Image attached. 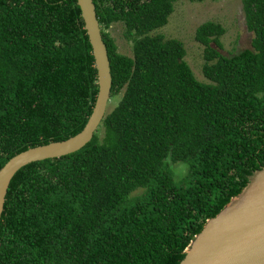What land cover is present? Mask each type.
<instances>
[{
	"label": "trees",
	"instance_id": "obj_1",
	"mask_svg": "<svg viewBox=\"0 0 264 264\" xmlns=\"http://www.w3.org/2000/svg\"><path fill=\"white\" fill-rule=\"evenodd\" d=\"M93 1L110 100L120 97L82 149L16 173L0 264H180L205 222L264 166V0H243L253 38L239 53L220 52L221 24L197 28L208 83L180 40L151 34L180 0ZM114 23L124 24L132 56L106 32ZM97 93L77 0H0V169L79 133Z\"/></svg>",
	"mask_w": 264,
	"mask_h": 264
},
{
	"label": "water",
	"instance_id": "obj_2",
	"mask_svg": "<svg viewBox=\"0 0 264 264\" xmlns=\"http://www.w3.org/2000/svg\"><path fill=\"white\" fill-rule=\"evenodd\" d=\"M92 47L98 93L92 113L76 135L29 148L0 169V223L10 183L26 165L60 158L86 146L98 130L110 102L112 74L108 50L93 0H77ZM180 264H264V166L255 171L242 191L209 218L185 250Z\"/></svg>",
	"mask_w": 264,
	"mask_h": 264
},
{
	"label": "rangeland",
	"instance_id": "obj_3",
	"mask_svg": "<svg viewBox=\"0 0 264 264\" xmlns=\"http://www.w3.org/2000/svg\"><path fill=\"white\" fill-rule=\"evenodd\" d=\"M215 22L225 28V34L220 38L222 49L220 52L225 55H233L251 47L253 33L248 31L243 11V0H204L202 2H190L180 0L168 23L153 31L151 34L160 33L166 39H178L185 47V60L191 67L196 78L204 83L209 81L202 73L203 46L195 40L197 28L205 22ZM106 32L114 39L118 52L132 56V42L125 37V26L123 23H114ZM120 96L111 99L107 112L117 103ZM176 177L181 179L187 171L183 164L175 165Z\"/></svg>",
	"mask_w": 264,
	"mask_h": 264
}]
</instances>
